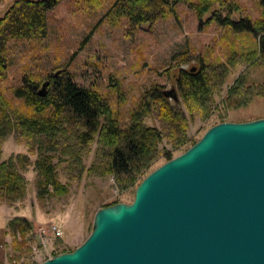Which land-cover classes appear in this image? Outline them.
Here are the masks:
<instances>
[{"label":"rangeland","instance_id":"obj_1","mask_svg":"<svg viewBox=\"0 0 264 264\" xmlns=\"http://www.w3.org/2000/svg\"><path fill=\"white\" fill-rule=\"evenodd\" d=\"M233 1L241 10L235 14L237 18L244 15L260 17V0ZM13 2L0 0V17ZM109 7L110 1L106 0L100 7L83 8L77 12V6L71 0H61L48 11L49 33L46 38L11 40L9 66L5 78L0 79V97L27 111L30 108L25 101L14 95L15 88L26 83V74L43 78L37 87L39 92L43 89L42 81L49 75L68 69L78 84L96 88L116 111L120 122L126 123L144 91L156 83L165 90H177L173 74L180 68H196L198 59L205 57L211 62L228 63L226 81L216 93V103L208 115L191 117L187 112L188 138L198 141L211 126L220 122L219 114L224 111L228 112L226 121L234 122L264 114L263 99L230 109L222 104L228 89L239 76L244 74L249 83L264 82V65L258 61H246L241 55L255 47L258 35L233 33L216 23L207 24L187 4H179L176 14L156 23L131 29L125 19L120 24L108 21L104 15ZM233 47L237 51L234 64L229 60ZM181 53L190 58L188 63L178 64L176 57ZM145 122L158 127L163 125L155 113L149 115ZM76 134L75 128L65 134L63 132L58 147L47 149L57 163L60 180L68 184L70 190L64 195H49L44 201L37 196L34 162L40 153L41 141L46 150L48 137L45 134L31 136L15 127L1 144L2 160L12 154L27 153L32 161L23 172L28 181L26 197L13 205L0 202V259L4 264L42 262L49 255L55 256L65 249L74 250L90 235L95 213L100 208L116 200L132 202L138 184L167 161L159 157L140 180L123 193L114 176L90 170L98 157V144L96 141L82 144ZM193 141L175 150L173 157L193 145ZM173 148L167 138L160 144L161 151ZM76 158V166H73L71 163ZM15 216L28 217L34 224V233L41 224L55 223L64 234L62 237L51 235L50 254L33 257L32 249L27 246L15 251L11 235L6 234L8 220ZM35 243L36 237L32 234L29 245Z\"/></svg>","mask_w":264,"mask_h":264},{"label":"trees","instance_id":"obj_2","mask_svg":"<svg viewBox=\"0 0 264 264\" xmlns=\"http://www.w3.org/2000/svg\"><path fill=\"white\" fill-rule=\"evenodd\" d=\"M60 1L14 0L0 17V79L5 78L9 66L10 41L46 38L49 33L48 11ZM71 1L79 12L83 8L100 7L106 0ZM109 1L110 7L105 18L115 24H120L125 19L131 29L156 23L161 18L176 14L179 4H187L207 24L216 23L233 33L245 32L254 34L255 37L258 35L255 47L241 55L246 61H258L264 65V0H260L262 13L258 18L250 15L237 18L235 14L241 10L233 0ZM183 54L176 57L178 64L189 62L190 58ZM236 54L234 47L231 48L229 60L232 64L236 63ZM197 62L194 70L192 67L180 68L173 74L176 76L177 98L167 95L163 86L156 83L144 91L126 123L120 122L116 111L96 88L78 84L68 69H61L57 76L49 75L47 79L50 84L45 95H40L37 91L43 78L26 74V83L16 87L14 95L23 99L29 110L23 111L10 101H5V97H0V202L13 205L27 195L28 181L23 172L32 164L29 154H12L2 160L1 144L15 127L31 136L45 134L49 139L46 150L43 142H40V153L34 162L37 171V196L40 201H44L49 195L67 194L70 190L69 185L60 180L57 163L47 149H56L63 139L60 134H65L72 128H75L80 143L96 141L98 144V157L90 170L111 174L123 193L129 190L155 160L159 157L169 160L173 158L175 150L193 141L187 135V112L191 117L196 114L206 116L214 108L215 95L226 81L228 63L211 62L205 57L199 58ZM255 99L264 100V82L249 83L243 74L230 86L222 104L225 108H237L247 106ZM152 113L161 120L162 127L146 124L145 119ZM227 115V111L220 113V122L226 121ZM263 117L264 114L256 115L249 120ZM166 138L174 148L161 151L160 144ZM75 162L77 158L71 164L76 166ZM118 202L121 200L112 204ZM6 234L11 235L15 251L24 246L32 249L29 240L34 234V224L28 217L15 216L9 219ZM67 251L69 250L65 249L60 253ZM0 264H4L1 259Z\"/></svg>","mask_w":264,"mask_h":264},{"label":"water","instance_id":"obj_3","mask_svg":"<svg viewBox=\"0 0 264 264\" xmlns=\"http://www.w3.org/2000/svg\"><path fill=\"white\" fill-rule=\"evenodd\" d=\"M35 264H264V117L214 124L132 202L100 208L74 250Z\"/></svg>","mask_w":264,"mask_h":264},{"label":"built area","instance_id":"obj_4","mask_svg":"<svg viewBox=\"0 0 264 264\" xmlns=\"http://www.w3.org/2000/svg\"><path fill=\"white\" fill-rule=\"evenodd\" d=\"M35 237H36V243L32 245V255L39 257L43 253L50 254L49 247L52 246V237L51 235H54L55 237H62L64 232L58 225L55 223H48V224H41L36 230H35ZM53 257V255H49L47 258ZM46 258V259H47ZM39 261H31V264L38 263Z\"/></svg>","mask_w":264,"mask_h":264}]
</instances>
